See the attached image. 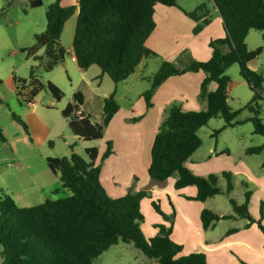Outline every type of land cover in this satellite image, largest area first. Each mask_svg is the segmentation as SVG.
Wrapping results in <instances>:
<instances>
[{
    "label": "trees",
    "instance_id": "trees-1",
    "mask_svg": "<svg viewBox=\"0 0 264 264\" xmlns=\"http://www.w3.org/2000/svg\"><path fill=\"white\" fill-rule=\"evenodd\" d=\"M60 2L56 0L48 6L46 29L34 35V45L20 51L28 58L43 63L45 72H51L63 62L66 52L60 38L66 22L76 10L74 6L62 7ZM211 2L222 19L225 35L209 42L212 51L210 60L192 61L182 70L177 69L173 62H163L152 78L150 89L141 96L149 109L154 91L168 78L187 72L204 73L199 98L206 101V110L183 112L179 107L169 110L154 137L147 170L149 179L156 183H163L175 175L176 189L194 186L197 193L193 200L201 203L222 191L217 186L216 176L197 177L184 165L202 145L198 130L217 117L223 119L224 128L239 125L242 122L235 119L243 110H248L251 116L245 121L252 124L254 134L264 137V124L259 118L264 105V79L248 68V63L257 58L263 49L259 47L250 51L245 43L251 30L264 31V0ZM41 5V0H30L32 8ZM156 5L177 7L176 0H78L72 42L78 68L85 71L97 66L115 84L131 76L142 60L155 56L146 43L155 29L153 16ZM187 16L196 23L194 34L210 22L205 5L198 6ZM41 49L44 53L38 56ZM235 64L252 92L250 103L239 111L232 110L228 105L230 80L225 74ZM34 73L32 69L28 79H15L16 86L29 90L30 99L45 90L55 102H60L64 97L62 91L51 82H39ZM211 83L217 86L214 92L207 91ZM82 103L81 94H74L72 102L61 112L70 132L85 142L102 140L103 127L78 114ZM119 109L114 94L105 98L104 126H108ZM12 118L27 132L23 121L14 115ZM0 141L5 142L1 129ZM105 145L102 161L112 154L111 142L107 141ZM263 150L264 144L248 148L246 153L258 155ZM85 154L87 159L74 152L70 157L47 158L50 172L59 177L62 188L69 191L70 196L45 200L29 208H18L10 197L0 200V264H97L103 253L120 243L133 247L146 259L158 264H207L202 252L182 255L183 246L171 240L173 226L157 225V234L145 239L140 230V224L144 222L140 202L146 197L145 192H128L120 198H111L100 182L101 168L95 164L97 149H86ZM224 177L227 179L226 190L230 192L232 184L229 175L224 174ZM248 196L240 206L234 200L230 201L233 211L240 218L249 217ZM151 205L159 215H164L159 205L155 202ZM230 218L233 217H220L206 209L200 214L204 231L218 221ZM252 222L264 235V226L260 221Z\"/></svg>",
    "mask_w": 264,
    "mask_h": 264
},
{
    "label": "crops",
    "instance_id": "crops-1",
    "mask_svg": "<svg viewBox=\"0 0 264 264\" xmlns=\"http://www.w3.org/2000/svg\"><path fill=\"white\" fill-rule=\"evenodd\" d=\"M62 2L63 0H61L60 4ZM209 2L211 4L207 6L208 8L205 6V10L210 22L197 34H194L196 23L187 16V14L194 12L197 8L193 11L190 10V12H186L178 7H166L162 5L155 6L153 16L155 29L146 45L148 49L155 53V56L153 57H160L159 68L163 62H173L177 69L182 70L192 61L207 62L210 60L212 51L209 47V42L211 40L223 38L225 33L222 19L219 16L217 9H215L211 0H209ZM4 6L5 0H0V17L4 11ZM61 6L68 7L67 5L62 4ZM69 6H74L76 8L74 15H78V0H74L73 4ZM7 13H9V11ZM20 24V19H15L14 22H10L11 26ZM35 27H37L36 24ZM34 29L32 28L29 31L24 42L16 44L15 41L14 45L6 43V39L0 34V61L3 59L5 44L9 45L10 53L12 55L18 54L22 49L33 46L34 44L28 45L26 43L28 42L27 39L30 37L33 39L35 35ZM62 47L66 53L69 51L71 54V60L73 64L76 65L72 45L70 50L66 49L63 45ZM43 53L44 50L41 49L37 55L42 56ZM183 55L186 60L182 59ZM30 60L32 61V65L29 66L28 75L26 77L14 76L12 78L13 92L7 91L6 94L0 92V105L6 100V108L9 110L11 116L14 115V113L10 110V107L7 104L10 100L14 101L15 104L16 102L20 104L22 103L20 99H30L28 97L29 90L26 89V92H21L20 87L18 88L15 84V79H28L32 69L35 71L34 78L39 82L43 84L51 82L60 88L56 81L57 78L51 74L54 70L49 72L48 77L45 80L46 82L44 83L41 74H39L37 70V67H41L43 63L40 61H34L32 58H30ZM145 62V59L142 60L137 68L143 66ZM250 63L251 62L248 63V66ZM59 67L70 70L67 68L65 60H63V62L56 68ZM69 67H71V65H69ZM93 67L94 66H91L89 69L83 71L77 66L78 71H76V74H78L80 78L76 86H72L70 81L69 88L66 92L69 95L68 99L66 104L61 107L60 110L62 112V110L72 102L73 95L79 93L82 96L83 103L78 114L89 117L93 124L103 127L102 140L95 141L97 146H87L86 149L96 148L98 151L95 164L100 165V182L107 194L111 198H120L127 193L130 185H132L134 190H129L130 192L135 193L143 191L149 193L151 201L153 199H158L161 206H159L160 209L166 214L172 212V209H169L171 205L174 216L171 236L176 238V243H183L182 255H187L191 252H202L205 254L207 264H264V235L258 229L257 224L252 222L260 221L261 225L264 226V211L260 212L262 209L259 205V202L264 200V168H261L262 173L256 177L243 163L239 164L238 162L233 165L228 157L223 158L222 156H217L215 151L211 152V149H204L203 153L202 145L184 163L185 167L193 175L201 178H207L209 175H214L216 173H219L220 178H225L224 174H228L232 184L233 176H245L247 179L246 181L256 188L250 193V198L247 201V211L249 213V217L247 218H240L234 215L235 212L233 211L232 206L231 208L234 214L229 212H217L214 210L209 206V204H211L209 202L212 198L214 200L215 196L206 199L203 203L192 201L197 193L196 188L194 186H188L176 189L174 187L177 179L175 175L163 183H156L149 179L147 173L154 137L157 134L161 123L167 118L169 110L172 107H179L183 112L206 110V101L199 98L200 85L205 78L204 73L187 72L182 75L168 78L156 88L151 98L152 106L147 109L144 100L141 97L144 92H141L138 98L127 106H122V102L119 101V99L122 100L125 98V96L122 95L123 93L117 96L118 84L130 82V88L135 86V81H129V78L132 75L134 76L137 68L126 80L117 84L113 83L111 87L108 85L105 88V86H102V83L106 74H102L100 69L99 73L95 72ZM2 70L3 66L1 65L0 73H2ZM1 79L2 78L0 77V91L2 89ZM97 79H99L98 82ZM216 88V84L211 83L207 86V91L214 92ZM229 90L230 88L228 87V93ZM40 93L38 95H40ZM45 93L48 96L50 105H54V100L50 98V95L46 91ZM111 94H114L116 97L115 99L120 109L113 116L108 126H104V100ZM19 106V109H21L19 113L23 116L24 120L16 115L14 116L18 117L25 123L27 126V132L23 128L22 129L29 138L33 139L31 133L33 130L30 123L33 122L34 130L36 128L39 132L38 121L42 118V113L37 111V105L34 108H30L26 105V107L29 108L28 111L22 109L21 105ZM65 123L68 127V122H66V120ZM70 134L74 141H79V139L71 132ZM41 135L44 137V140H46L45 135ZM107 141H110L112 144V154L102 161L101 157L105 152V143ZM71 153H73V151L70 152V155ZM70 155L68 157H70ZM231 172H234L233 175L230 174ZM216 178L218 185V177L216 176ZM241 185H243V182ZM226 189L227 179L225 190ZM233 190L234 185H232V190L226 192V194L228 195ZM145 199L146 198H144V200ZM231 200L233 199L229 198L228 201H225L226 209H229L228 207L229 204H231ZM143 201H141V204ZM145 202H148L147 199L144 203ZM235 202L237 204V201ZM242 204L244 203H239V205ZM203 209L209 210L220 217L232 216L233 218L220 220L215 223L212 228L204 231L200 222V214ZM153 220L154 223L156 221L158 225L164 223L159 216H155ZM231 231L234 232L231 233ZM147 232L152 233L149 237L147 236L148 238H152L157 234V231L154 229L152 230L151 228H149Z\"/></svg>",
    "mask_w": 264,
    "mask_h": 264
},
{
    "label": "rangeland",
    "instance_id": "rangeland-1",
    "mask_svg": "<svg viewBox=\"0 0 264 264\" xmlns=\"http://www.w3.org/2000/svg\"><path fill=\"white\" fill-rule=\"evenodd\" d=\"M55 1L56 0H41L42 5L40 7L32 8L29 5L30 0H5L4 11L0 17V34L6 39V43L14 45L15 41L16 44L24 42L32 28H35V35L44 32L46 29L45 13L48 6ZM73 2L74 0H63L61 4L69 6L73 4ZM201 4L207 7L211 3L209 0H176V6L186 12H190V10L193 11ZM8 11L9 13H7ZM76 18L77 15H74L66 22V26L61 35L60 42L68 50H70L73 42ZM15 19H20L21 24L11 26L10 22H14ZM35 24L37 27H35ZM27 40L28 42L26 44H34V38L32 39V37H30ZM245 43L251 51L259 47L263 49L262 53L257 58L250 61L251 63L248 68L260 73L264 79V31L251 30L245 39ZM182 59L186 60L184 55ZM64 60L67 64V68L70 70L59 67L55 68L53 73H51L57 78L56 81L57 84H59V89L65 95L62 100L60 102L54 101V105H50L45 91H42L40 95L33 98L38 107L37 111L42 113V118L38 121L39 132L36 128L34 130L33 122L30 123L33 130L31 131L33 139L29 138L22 127L14 121L9 110L6 108V100L0 105V129H2V133L5 137V142L0 141V200L4 197H10L18 208H29L40 205L45 200H59L70 196L69 191L62 188L59 177L50 172L47 166V158L68 157L70 152L73 151L80 157L87 159L85 154L87 146H97L96 142H85L82 140L74 141L72 136H70L71 134L65 123V119L61 116L60 109L66 104L69 96L66 92L69 88L70 81L72 86H76L80 78L79 75L76 74L78 68L73 64L69 51L65 54ZM145 61L143 66L136 69L134 76L132 75L129 78V81H135V86L130 88V82L118 84L117 96L122 93V95L125 96L124 99H119V101L122 102V106H127L138 98L141 92L149 90L152 77L156 74L160 66V57H150L145 59ZM1 65L3 66V70L2 73H0V77L2 78V89L0 92L6 94L7 91L13 92L12 78L14 76L26 77L28 75L29 66L32 65V61L20 52L12 55L9 45L5 44L0 67ZM69 65H71V67H69ZM39 67L40 66L37 67L38 73L41 74L42 80L45 83L49 72H45L43 65ZM93 70L98 73L100 72L97 66H94ZM226 75L230 80L228 105L234 111L243 110L250 103L252 92L240 77L237 64L233 65L230 70L228 69ZM98 80L99 79H97V82ZM108 85L111 87L113 82L105 75L102 86L106 88ZM20 101L22 103L18 104L16 102L15 104L14 101L10 100L7 104L14 115L24 120L23 116L19 113L21 110L19 109V105L22 106V109L27 111L29 108L26 107L25 99H20ZM250 116L251 114L248 110H243L235 119V121H241L242 123L227 128H224L225 124L222 118H213L206 126L200 128L197 134L202 140L203 153L204 149H211V152L215 151L217 156H222L223 158L228 157L233 165L238 162L239 164L243 163L249 171L257 177L262 173L261 168H264L262 167L264 163V150L258 155H250L246 154V149L263 145L264 137L254 134L252 124L245 121ZM259 118L264 124V105H262L260 110ZM41 134L45 135L46 140H44ZM233 173L234 172H231L230 174L233 175ZM214 175L218 177L217 186L223 192L215 196L214 200L213 198L210 199L209 202L211 203L209 206L217 212H229L234 214L231 204H229V209H226L225 201L232 198L237 201L238 206H240L239 203H245L246 194H249V199L250 193L256 189L252 184L246 181L247 179L245 176H233L232 185H234V190L229 193L228 196L226 194L227 190H225L226 179L220 178L219 173ZM242 182L243 185H241ZM129 190H134L132 185H130ZM129 190L127 193L130 192ZM145 194V198L148 202L144 203L146 200H144V198L141 200H144L143 203L141 204L140 202V211L144 217V222L140 224V230L143 237L148 239L152 234L147 232L149 228L156 231L159 229L157 228L158 223L156 221L154 223L153 220L155 216H159L164 222L159 225L165 226L167 224L166 227L173 226L174 216L171 205L169 207V209H172L170 214H166L161 210L164 215H159L151 205L152 202H155L160 206L159 200L153 199L151 201V197H149L150 194L146 192ZM192 201L194 200L192 199ZM259 205L262 209L260 212H263L264 200L260 201ZM171 240L175 242L176 238L171 236ZM181 245H183V243H181ZM97 264L158 263L154 260L146 259L139 251L133 249V247L120 243L110 247L109 250L103 253L98 259Z\"/></svg>",
    "mask_w": 264,
    "mask_h": 264
},
{
    "label": "built area",
    "instance_id": "built-area-1",
    "mask_svg": "<svg viewBox=\"0 0 264 264\" xmlns=\"http://www.w3.org/2000/svg\"><path fill=\"white\" fill-rule=\"evenodd\" d=\"M20 87V91L23 92L26 89H22V86L18 85V88ZM26 92V91H25ZM25 103L28 107L30 108H34L36 106V102L34 101V99H25Z\"/></svg>",
    "mask_w": 264,
    "mask_h": 264
}]
</instances>
